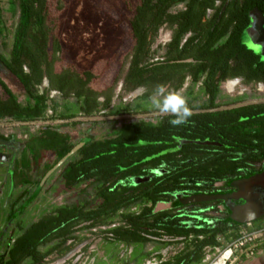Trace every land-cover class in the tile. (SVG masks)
Instances as JSON below:
<instances>
[{"label":"trees","instance_id":"obj_1","mask_svg":"<svg viewBox=\"0 0 264 264\" xmlns=\"http://www.w3.org/2000/svg\"><path fill=\"white\" fill-rule=\"evenodd\" d=\"M215 2L139 0L129 20L134 45L121 90L128 93L143 88L144 92L133 105L111 108L113 86L100 90L92 87L103 77L110 60L100 59L86 69H77L74 65L63 67L58 57V19L64 11L61 0H7L15 22L9 39L4 38L0 28V71L17 82L23 100L17 98L0 72V121L45 120L48 106L52 109L49 119L64 122L108 110L111 115L153 112L156 109L151 107L150 97L155 86L163 85L166 93H176L187 77L190 83L184 98L192 115L178 126L169 123L173 116L164 114L153 122L125 123L100 139L84 137L83 145L50 187H62L64 192L76 188L77 193L23 228L7 253L0 256V264H22L27 259L44 257L50 242L70 238L79 224L91 221L87 226L90 229L98 223H109L119 208L142 201L151 203V207L133 219L124 215L132 230H118L116 238L127 244L143 243L146 239L141 233L145 225L151 234L181 236L185 240L192 235V242L169 264L197 263L204 246L217 244V235L236 236L241 224L230 219L220 201L202 203L212 204L223 215L214 223L195 222L194 227H189L180 225L173 217V210L185 207L189 192L199 189L200 183L222 191L233 180L264 169V99L245 102V97L238 95L222 101L219 88L221 82L233 78H242L246 85L264 84V59L247 49L241 40L248 11L256 8L264 14V0H230L226 4L223 0L220 7ZM178 4H184V9L171 13V8ZM208 9L213 10L210 19L205 18ZM165 21L173 28V42L165 61L153 60L151 45ZM188 31L192 37L180 47ZM44 79L48 87L39 91ZM197 83L201 85L195 89ZM50 90L60 93V102L48 98ZM61 126L43 125L28 136L22 178L16 183L30 180L26 175L33 168L40 179L73 149L71 135ZM182 139L209 140L220 145L180 144ZM47 152L55 157L52 164L43 161ZM154 169L166 173L137 187L145 189L143 193H127L119 184ZM81 183L86 184L77 189ZM161 202L166 208L154 212L153 206ZM199 235L203 239H198ZM139 260L140 256L133 259Z\"/></svg>","mask_w":264,"mask_h":264},{"label":"flooded vegetation","instance_id":"obj_2","mask_svg":"<svg viewBox=\"0 0 264 264\" xmlns=\"http://www.w3.org/2000/svg\"><path fill=\"white\" fill-rule=\"evenodd\" d=\"M228 1L230 0H224V3L226 4ZM222 2L223 0H216L215 6L220 7L222 5ZM78 8L79 10L77 12H71L72 14L71 17L75 18L73 19L75 22L72 23H74L75 26H77L78 28H71V29L72 30L76 29L75 33L80 32L79 33L80 35L79 34L77 35L78 42L80 45L83 46L85 44H92L93 41L96 43L97 34L91 35L89 33H86L83 28L86 22L81 23V18L84 19V21L86 20L88 23L90 14L84 13V11L81 9V6H78ZM181 9H184V4H178L176 6H173L170 12L177 13ZM212 13L213 10L208 9L205 18L210 19ZM248 29L250 31L249 38L248 36L245 37L246 36L245 32ZM164 31L166 32L163 33V45L162 47H160L162 48L163 53L159 58H157L163 61H165L167 53L169 52V45L173 42V34H174L173 28L170 27V24L167 21H165L163 24L160 25L157 35L159 32L161 33ZM191 37H192V32L191 31L186 32L183 38L181 39L179 46L182 47L183 44H185L187 40ZM241 40H242V44L247 49L255 51L256 53H258L259 58L264 59V14L260 10L255 8L248 11V21L247 24L245 25V29L241 33ZM133 45H134V40H133ZM127 68H128V61H127ZM0 72L2 78L4 79L8 87L9 84L10 85L14 84L15 86L18 85L17 82L13 81V79L5 76L2 73V71ZM241 80H242L241 78L228 79L225 82L226 83L225 89L230 92L234 91L235 88L239 86L240 84L239 81ZM189 83H190V78L187 77L185 79L183 87L181 88L184 90V97ZM200 85L201 83H197L195 89H197L198 86ZM51 91L53 90H50L48 93H50ZM13 93L19 99L18 94H16L15 92ZM38 129H35L32 132L27 131L23 134H18L12 130L4 133L3 129H1L0 127V168H5L6 175L9 177L8 183L11 189L17 187L22 188V190L10 201V203L3 207L2 200H3V195L5 193L6 181L5 180L0 181V256L5 255L7 253L8 249L14 243L15 239L18 236H20L21 232L23 231V228L37 221V220L36 221L28 220L27 219L28 216L26 217V211L32 205V203L40 197V195L50 196V193H53L57 189L56 187V189L50 190V187L53 186V183L57 179L62 167L66 165L70 159L69 158L67 161L61 164L57 169H55L54 172H52L50 176L47 177V179L44 181L42 185L41 182L44 176L46 175V173L50 169H52L62 158L57 163H54L52 167L49 170H47L40 179H38L37 170L33 168L28 174L25 173V175L27 174L26 176H29L30 180L24 183H20V182L16 183L18 181V178H22L21 169L23 168L22 167L23 154L26 152L25 144L27 142V138L32 133L37 132ZM19 136L22 138H20ZM72 141L75 143L74 147L79 145L81 142H83L81 140L78 142L74 140ZM48 155L50 156V158H47ZM54 159H55L54 155L51 152H47L43 161L52 164ZM165 173H166L165 170L154 169V170H150L145 175H138L124 179L120 181L119 184L122 185L127 190L126 191L127 193L139 194L140 192L143 193L146 190L145 189L141 190L138 189L137 187L149 183L150 181L154 180L155 178H158L159 176L164 175ZM85 184L86 183L79 184L77 189L80 187H84ZM199 185H200L199 189H195V191L192 192L190 191L188 196L197 192L214 193V192H227L231 190V186L223 188V190L220 189L222 191H219L217 189L218 187L216 186L214 187L212 186L210 188V186L204 183H200ZM75 189L65 193H67L69 197L73 196L77 193ZM50 199L51 198H49L48 200L50 209L46 211L47 213L51 212L55 205L50 201ZM98 202L101 203L102 198H99ZM203 203H209V202H203ZM149 207H151V203H148L147 201H142L140 203L136 202L119 208L112 215L109 223L106 224L98 223L97 225H95L93 228L90 229L87 228V226L92 224L91 221L79 224L78 226L75 227L74 232L72 233V236L70 238L56 239L55 242L54 241L50 242L46 246L47 253L46 255H44V257H39L35 260L27 259L24 260L22 264H109L110 261V259H108L110 256L109 254H107V256H104L103 259L100 261H97L98 255L100 252H105L106 249L113 250L117 246L118 248L120 247L118 252L119 255L118 257L120 260L127 259L129 253H131L129 248L133 247L135 250L136 257L140 256V260L144 259V261L140 264H145V261L151 258H157L158 260H160L161 262L159 264H169L173 261V258L180 255L182 253V249L186 248L189 242L192 241L193 239L192 235H189L185 240V238L181 236L171 238L168 235L151 234L148 225H145L142 228L143 231L141 233L143 238L146 239V241L143 243L137 242L136 245L134 243L127 244L116 238L118 230L121 229L132 230L131 224L127 223L123 219L124 215L128 214L133 219L134 216H141L143 210ZM165 208L166 205L164 204V202H161L153 206V211L154 212L162 211ZM212 212L216 213V210L213 209L212 204L188 203L185 207H179L173 210L174 213L173 217L177 220V223H179L180 225L187 224V226L189 227H194L195 222L199 223L206 221L207 223H214L215 221H217L218 216H216V214L215 216L211 215L213 214ZM199 213H201L202 215L201 214L198 215ZM183 218L185 220H182ZM151 241L161 243L163 245V248L148 254V256L146 257L145 247ZM178 248H182V249L179 250ZM122 264H129V262Z\"/></svg>","mask_w":264,"mask_h":264},{"label":"rangeland","instance_id":"obj_3","mask_svg":"<svg viewBox=\"0 0 264 264\" xmlns=\"http://www.w3.org/2000/svg\"><path fill=\"white\" fill-rule=\"evenodd\" d=\"M61 3L64 5L65 10L58 19V36L61 46L58 57L62 61L63 67L74 65L77 69H86L97 60H110V65L104 72L103 77L97 83L92 84V87L100 90L108 86H113L112 105L114 106L124 104L133 105L135 101H139L138 98L144 92L143 88H137L132 92L123 93L120 85L127 70L128 55L133 46L129 19L133 15V9L139 3V0H61ZM78 6H81L84 13L90 14L88 23L82 18L81 23L86 22L83 26L86 33L91 35L97 34L96 43L93 41L92 44L80 45L77 36L80 32L75 33L76 29H71L78 28L72 23L75 22L73 20L75 18L71 17V12H77L79 10ZM14 22L15 18L8 11L7 0H0V28L5 39L11 37ZM165 32H159L151 45L153 60L159 58L163 53L160 47L163 45V33ZM225 82L223 81L219 85L222 101L227 100V97L234 98L238 95L245 97V102L264 99L263 83L246 85L241 80L239 81V86L230 92L225 89ZM47 84V80L45 79L40 86L45 88ZM9 87L13 92L18 94L19 100H23L20 86L9 84ZM177 94L184 97V90H179ZM54 99L57 102L61 101L59 94H56ZM108 112L109 110L103 111L90 117L79 116L58 125H62L61 127H64V131L71 135L72 140L78 142L86 136H92L97 139L103 138L108 132L125 123L140 120L153 122L157 117L162 115L157 110L147 113L126 112L120 115H111ZM12 126H17L16 122L8 119L0 121V127L4 133L10 131ZM47 158H50V156L48 155ZM48 198H51L50 201L53 204L61 205L69 198V195L57 186V189L53 193H50ZM215 214L218 217L223 216L217 211L211 215L215 216Z\"/></svg>","mask_w":264,"mask_h":264},{"label":"water","instance_id":"obj_4","mask_svg":"<svg viewBox=\"0 0 264 264\" xmlns=\"http://www.w3.org/2000/svg\"><path fill=\"white\" fill-rule=\"evenodd\" d=\"M249 32V29L246 30L245 37H250ZM179 142L180 144L195 143L199 145H220L218 142L209 140L189 141L182 139L179 140ZM82 144L83 142L75 146L64 158L50 169L44 176L41 185L55 169L71 158ZM230 186L231 190L227 192L193 193L187 196L185 201L189 204L221 201L224 207L229 211L230 219L239 224L253 222L264 217V169L250 176L235 179L230 183Z\"/></svg>","mask_w":264,"mask_h":264},{"label":"built area","instance_id":"obj_5","mask_svg":"<svg viewBox=\"0 0 264 264\" xmlns=\"http://www.w3.org/2000/svg\"><path fill=\"white\" fill-rule=\"evenodd\" d=\"M227 81V80H226ZM121 85V84H120ZM46 87V86H45ZM44 88L39 86V91ZM59 94L57 91H51L48 94L49 99H54V96ZM45 115L48 119L38 120L37 126L40 124H62L64 120H50L52 109L50 106L46 108ZM35 122V121H34ZM67 122V121H66ZM198 239H203V236H197ZM217 244L206 245L202 249V258L198 263L192 264H237L243 259H253L260 247H264V217L259 219L257 223L248 222L237 227L236 236L224 237L216 236ZM181 250L182 248H178ZM185 248L182 249V251ZM161 261L157 258H151L145 261V264H159Z\"/></svg>","mask_w":264,"mask_h":264},{"label":"crops","instance_id":"obj_6","mask_svg":"<svg viewBox=\"0 0 264 264\" xmlns=\"http://www.w3.org/2000/svg\"><path fill=\"white\" fill-rule=\"evenodd\" d=\"M115 107L114 105L111 104V108ZM17 126H12L11 130L18 133V134H23L27 131L32 132L35 129H38L39 126H37V122H29V123H20V122H16ZM55 124V123H52ZM45 125V124H44ZM40 126H43V124H40ZM62 130L64 131V127H62ZM66 132V131H65ZM68 133V132H67ZM109 133V132H108ZM72 138V137H71ZM9 177L6 175V170L5 168H0V181L1 180H5V193L3 195V200H2V206L4 207L5 205H8L10 203V201L22 190V188H14L11 189L10 185H9ZM49 198L47 195H40V197L34 201L32 203V205L28 208V210L26 211V217L28 220H32V221H36L38 220L43 214L47 213L46 211L49 209ZM196 224V223H195ZM194 239V238H193ZM192 241L189 242V244ZM188 244V245H189ZM120 248V247H119ZM119 248L118 246L115 247V249H111L108 250L106 249L105 252H100L97 258V261H100L103 259L104 256H107V254H109V264H122V263H128L129 264H140L144 261V259L139 260L138 262H134L133 259L136 258L135 255V250L133 247H130V252L127 259L125 260H120L119 259ZM163 248V245L161 243H157L154 241H151L150 243L147 244V246L145 247V253H146V257L148 256V254L153 253L155 251H158L160 249ZM185 250V249H184ZM183 250V251H184ZM182 251V252H183ZM174 259V258H173ZM172 260V259H170ZM169 262V261H168ZM200 262V261H199ZM198 263V262H197ZM237 264H264V247H260L258 249V252L256 254V256L253 259L250 260H242L240 263Z\"/></svg>","mask_w":264,"mask_h":264},{"label":"clouds","instance_id":"obj_7","mask_svg":"<svg viewBox=\"0 0 264 264\" xmlns=\"http://www.w3.org/2000/svg\"><path fill=\"white\" fill-rule=\"evenodd\" d=\"M151 107L161 114H170L173 119L169 120L172 126H178L188 121L192 115L187 106L186 99L175 92H165L163 85H156L150 97Z\"/></svg>","mask_w":264,"mask_h":264}]
</instances>
